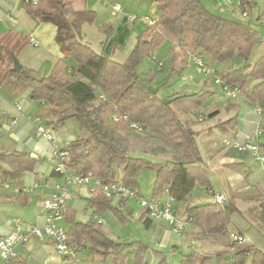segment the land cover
<instances>
[{"label": "trees", "instance_id": "1", "mask_svg": "<svg viewBox=\"0 0 264 264\" xmlns=\"http://www.w3.org/2000/svg\"><path fill=\"white\" fill-rule=\"evenodd\" d=\"M145 1L154 4L157 14L155 21L136 35L128 55L118 61L82 41V24L90 21L92 16L79 14L75 18H68L65 11L70 7L69 0H23L22 7L27 15L55 26V41L63 56L55 60L48 74L42 76L24 68L12 72L13 57L31 38L16 30H6L0 34V84L13 78L28 87L32 100L45 106L48 119L41 124L46 129L56 131L67 120L74 119L78 127L86 131V136L77 137L63 147L68 151L66 166L72 172H90L104 183L119 182L138 190V171L141 168L154 169L151 199L161 200L165 194L173 197V212L186 224L195 227L196 235L230 236L233 245L239 244L232 236L240 232L230 234L227 227L231 214L235 213L233 207L224 205V200L216 202L215 194L211 202L202 204H197L191 198L195 186L205 188L210 194L213 192L209 170L195 142L198 132L191 127L193 120L192 123L188 119L182 120L180 115L201 117L196 110L211 93L206 90L180 92L164 100L149 88V81L155 79L153 72L149 70L150 78L146 81L143 78L146 74H140L137 66L141 60L150 58L165 40L170 41L171 46L164 58L168 65L164 80L181 75L188 66L185 55H202L209 64L240 58L245 63L243 67L230 65L215 70V74L223 83L238 86L246 101L255 109L262 110L264 122V54L253 65H248L259 39L255 25L262 24L211 13L199 0ZM253 6L254 0H239L242 13L249 14ZM102 29L108 35L112 34L111 25L102 26ZM159 62L155 60L156 68L162 71L164 63L161 62L158 67ZM249 80L254 83L250 85ZM107 110L117 119L105 121L103 113ZM217 113L218 110H213L204 115L212 118ZM130 123L139 125L141 130L134 131ZM237 125L235 114L217 122L209 131L216 129L224 136L232 135L235 138ZM131 139L147 143L152 152L168 148L178 159L153 162L131 155L128 153ZM261 148H264V144H261ZM240 153L242 157L248 156L247 152ZM243 164L230 163L227 168L236 170L244 168ZM35 165L36 160L29 152L0 151V181L8 179L14 184L19 183L24 173L35 170ZM110 201L102 192H97L95 197L88 200V205L101 210L109 209L121 223H125L126 216L131 214L129 209V212H124L126 203L118 201L111 206ZM142 218L144 225L149 226L151 220L145 217L143 211ZM68 234L76 252L82 242L87 241L94 256L106 258L112 255L113 264H118L126 255H132L131 249L136 247L138 250L133 255V264H147L144 254L147 247L144 244L140 241L114 242L94 223L72 222ZM240 235L245 238L244 234ZM262 240L264 246V236ZM139 244L142 246L138 248ZM161 253L155 251V257L160 256L157 264H166ZM250 253L248 257L246 249L238 248L232 255L218 253L197 262V256L192 252L183 261L185 264H264V249L255 248Z\"/></svg>", "mask_w": 264, "mask_h": 264}, {"label": "rangeland", "instance_id": "2", "mask_svg": "<svg viewBox=\"0 0 264 264\" xmlns=\"http://www.w3.org/2000/svg\"><path fill=\"white\" fill-rule=\"evenodd\" d=\"M83 1H86V10H90L92 8L98 14V17L95 20H93L90 24H85V26L83 27V42L87 43L93 49L100 53L103 52L107 42H111L112 45L110 44L106 49V51L108 52L107 55L109 57L113 55V58L119 61L123 60L128 55L129 51L132 49L135 43L136 35L148 25L145 16L149 18L153 17L150 13L151 11L148 6L149 4H147V1L145 0H116V4L121 7V10L119 11L113 9L111 4L115 3L114 1L109 2L108 0H104V4L102 3L103 0ZM255 2L256 3L254 4V6L250 9L251 23L255 22L257 12L262 13V6L264 5V0H255ZM209 7L211 8V13L215 14L221 11V8H219V6L216 7L215 5H209ZM146 13L148 15H144ZM122 14H124L127 21L126 23L128 30L126 32L123 31L124 24L120 22L121 19L118 17ZM230 15L231 12H226V10L223 13H220V16L225 18H232L230 17ZM126 16L129 17L127 18ZM242 20L248 22L249 17H242ZM105 25L115 26L112 34L108 35L107 31L102 29V26L105 27ZM255 27L258 30L259 39L251 52L250 58L248 60V65H253L254 62L264 54V25H255ZM113 36H117V39H113ZM123 36L125 37L123 38ZM115 42L119 43L120 45H116ZM170 45L171 42L165 40L157 49L154 50L150 58L141 60V62L137 66V71L140 74H146L145 77H143L146 81H149L150 78L149 70L153 72V74L155 75V79L152 82L149 81V88L155 90L157 94L164 100H166L172 94L180 92L195 93L206 90L211 93L205 98V100H203L202 106L196 110V113H199L198 115H200L202 118L200 121L198 120V116H195L196 118H194L191 115H180V118L182 120L188 119L191 123L193 120L191 127L198 132L195 137V142L199 149L203 163H205L209 170L210 183L215 189L219 190V176H222V174H228L231 178L240 174V177L236 179V182H232L234 188H231L230 186L229 190L223 192L224 195L221 193H216L213 190V194H210V192H207L205 188L200 186L194 187L192 195L196 197L197 195H199L203 197L201 199H210L214 194L223 195L224 205L233 207V210L235 211V213L231 214V220L227 225L229 233H237L238 231L240 232V234H244L246 241L240 242L241 244L239 243L233 245L230 240V236L222 238L203 237L196 235V231L192 236L197 237V240L199 241L196 242V240H194V242H192L189 239H185V236L187 234L186 232L190 227V225H185L180 234H169L168 245L162 244L161 246H158L153 239L155 237V234L160 232V229H157V227L155 226L156 224L145 226L144 223L137 217H133L131 219L128 215L126 216L128 222L126 221L125 223H120L117 218L109 213L115 220V224H117V226L119 227V233L123 237L121 238L122 241L120 240L121 242H119V240L116 241H118L117 243L122 244L140 241L147 247L144 250L145 260L147 259V264H157L160 256L159 258L155 257L156 250L162 252V258L165 259L166 264H185L183 260L186 259L185 257L187 254H191L192 252L196 254V260L197 262H199L205 256L214 257L218 253L232 255L234 251L238 250V248L246 249L249 252L248 257H250V252H252L255 248L264 249L262 240V236H264V174L262 173L258 162L249 154L248 156L244 157L243 161L247 171L251 170V177L246 178L245 175H248H244L246 171H242L243 173H238L240 172L238 170V172L222 170L219 165V157H221L220 155L222 154L221 151L225 148H231L229 146H225L223 144V140H228L231 143H234L238 140V138H234V136L232 135L224 136L217 130H214V132L212 133L207 132L209 126H212L213 124H216L219 121H223L231 116H234L235 114H237L238 122L240 125L239 129H249L251 126V118L254 119V127V125H256L258 122L255 121L256 118H258L255 112V108L252 104L246 101L243 91L235 98H225L222 95L220 85L214 83V76L204 74V72L195 67L192 63L184 71H182L181 75L164 80L163 78L166 77L168 66L164 58L166 57ZM115 46H117L118 48L116 49L115 54H113L112 52ZM30 52V50H27L26 54L28 55ZM38 54L39 55H36L32 58V61L37 65V75L42 76L49 72L52 62L43 61L44 59L42 60L43 56H46L45 50L42 52H38ZM102 54L104 55L105 53ZM23 56L24 54L22 53V59ZM190 59L191 58H189L188 60L190 61ZM155 60H160L162 63H164L162 71L156 68ZM244 64V61L238 58L234 61L227 60L224 62H214L211 65L215 70H220L227 68L230 65H233L234 67H243ZM253 83V80H249L250 85H252ZM2 84H4V87H2V92L12 98L15 97L12 102L9 103L11 107L7 116H18L20 108L26 107L30 101H33L30 92L28 93L29 88L17 83L13 78H9ZM19 88H22V90L18 93ZM33 103L35 102L33 101ZM234 106L237 107V109H234ZM32 107L33 110L30 112L31 116H34L32 121L34 120L36 115H38L39 117L38 124L47 121L48 115L45 111V106L41 105L40 102H36L32 105ZM214 108L219 109V113L215 117L208 118L207 115H204ZM111 115L112 114L110 110L104 112L103 117L105 121L108 122L109 120H111ZM16 119L14 118L15 124L11 126H4L2 129L0 144L6 150H10L15 146V141L18 137L17 126L19 125V123ZM51 133L54 136L53 143L48 141L51 146L52 144L65 145L67 142L77 137L79 138L82 136H86V131L80 129L74 119L67 120L58 130H51ZM38 140L40 141V139ZM151 149L152 148L147 143H144L139 139H131L128 145L129 154L145 157L153 162H161L166 159H178V156L168 148L163 149L162 151L157 150V152H152ZM154 176L155 170L151 168H141L138 171L136 188L138 189L139 193L146 198H152L151 187L153 184ZM134 211L139 213L140 208L136 206ZM58 222L59 220L56 223L58 224ZM108 223H110L109 219ZM108 223L105 222L102 227L108 226ZM249 224L251 225V228H249ZM62 227H64V225ZM192 236L191 238H194ZM172 242L174 246H172ZM141 246L142 245L139 244L138 248ZM137 250L138 249L136 247H133V249H131L132 255H126V258L123 259V261L121 260V262H119L118 264H133V255ZM229 251L230 253H228ZM151 258H153L152 261H150ZM109 262L110 261H107V263Z\"/></svg>", "mask_w": 264, "mask_h": 264}, {"label": "crops", "instance_id": "3", "mask_svg": "<svg viewBox=\"0 0 264 264\" xmlns=\"http://www.w3.org/2000/svg\"><path fill=\"white\" fill-rule=\"evenodd\" d=\"M69 1H70V7L65 11V15L68 18H75L79 14H86V15L90 14L92 16V19L90 21H86L85 23L82 24L81 27V38H82L83 27L85 26V24H90L93 20H95L98 17V14L92 8L90 10L85 9L86 1L83 0H69ZM113 1L116 3V0ZM199 1L209 11L211 9L209 5L210 6L215 5L216 7L219 6V8H221L220 9L221 11L219 13H215L217 15H220V13H223L226 10V12L227 11L231 12L230 17H232V19L243 21L242 17L245 18L249 17V21H251V11L249 12L248 15L246 14L245 16H243L242 12L239 10V0H199ZM103 2L104 0L102 1V3ZM22 3L23 0H0V34L6 30H16L29 36L31 39L35 41V44L31 45L28 42L27 45H25L17 52L15 56L16 59H18L19 63L22 65V68L32 70L37 74V70H36L37 65L32 61V58L36 55H39L38 52H42L45 50L46 56H43L42 60L44 59L43 61L52 62L51 66L49 65L51 70L55 60L63 56L62 52L59 49L58 43L55 41V32H56L55 26L49 22L38 21L27 15L22 7ZM255 3L256 2L254 0V4ZM147 4H149L148 6L150 8L151 15L156 18L157 14L154 4L150 1H147ZM261 12L262 13L257 12L255 22L257 24L264 25V5L262 6ZM144 15H148V14L146 13ZM118 17L121 19L120 22L124 24L123 31L126 32L128 29L126 23L127 21L124 14L119 15ZM126 17L128 18L129 16ZM111 26H113V30H114L115 26L114 25ZM124 37L125 36H123V38ZM113 39H117V36H113ZM119 43L115 42L116 45ZM110 44L111 42L109 43L108 41L107 44L105 45L104 50L102 52L105 53L104 55L108 54L106 49L107 47H109ZM117 48H118L117 46L114 47L112 52L113 54H115ZM27 50L31 51L28 55L26 54ZM22 53L24 54L23 59L21 58ZM111 57L113 58V55ZM189 58H191L190 61L188 60ZM185 59L188 62V66L191 63L194 65L192 61V57L190 55H185ZM2 87H4V84H0V136L3 127L11 126L10 121L13 120L14 118L15 119L17 118L16 120L19 123V125L17 126L18 137L15 141V146L10 150H6L0 144V151H26L29 152L30 155L33 154V156L31 157L35 158L36 160L35 170L32 172L24 173L19 183L14 184L15 183L14 181H10V180L9 181L13 182L12 184L14 185H21V186L22 185L30 186L34 183H38L39 185L37 188H35L33 191L29 193H20V194H15L11 189L3 188L0 185V238L5 236L9 231L12 230L13 228L12 220L16 217L20 219L21 224H23V226L25 227L43 226L45 221V214H46L44 208V201L47 200L50 194L53 192V187H52L53 183L59 180V178L52 171L53 162H52L51 152H52L53 144L51 146L47 140L40 137H36L34 134L35 123L34 120L32 121L34 116H31L30 112L33 110L32 105L35 104L36 102L34 101L35 103H33V101H30L26 107L20 108L19 110L20 112H18L19 113L18 116H14V115H12V117L7 116L11 107L9 103L12 102V100L15 97L12 98L9 95L3 93ZM21 90L22 88H19L18 93L19 91L21 92ZM29 92L30 89L28 90V93ZM41 105L44 106L43 103H41ZM234 109H236L235 106ZM213 110H218L219 113V109L216 108L210 110V112ZM35 118H39L38 115H36ZM255 121H258V118H256ZM250 122H251V126L247 130L239 129L240 125L238 122L235 131V138H238L237 141H242L245 138L253 137L252 135L256 125H254L253 127L254 124L253 118L250 119ZM214 125L215 124H213L212 126ZM212 126L208 127L207 133H212L214 132V130H216L214 129L213 131H209V128H211ZM38 139H40L41 142ZM261 140H262L261 144H264V135L262 136ZM41 143L44 145V147ZM66 144L57 145V146L64 147L66 146ZM262 150L264 151V148ZM221 153H222L220 155L221 157H219L220 158L219 165L222 168V170H228L232 172L240 171L238 173H241L242 171L243 172L246 171V173H244V175L248 174L245 175L246 178L251 177V170L247 171L244 164H243L244 168H240L236 170L227 168V165L230 163H244L243 161L244 157H242V153L237 152L232 148H225L221 151ZM238 177H240V174L236 175L233 178H231L228 174H222V176L221 175L219 176V183H220L219 190L215 189L213 186H212V190L216 193H221L224 195L223 192L229 190L230 186L231 188H234L232 182H236V179ZM68 191H69V198L67 199V211L65 213V216L61 220H59L57 224L58 226H60L61 228H63L68 232L72 222L73 223L91 222L94 223L96 226L98 225L99 228L102 230V232L112 241L114 242H118L116 240H119V242L122 241L121 238L123 237L119 233V227L117 226V224H115L114 222L115 220L109 214V213L112 214V212L109 211V209L101 210L88 205V200L91 197H95L96 193L94 195H89L87 186H71L69 187ZM166 197H167L166 194L162 196L163 199ZM191 198L194 201L196 200L195 202L197 204H202L212 201L211 198L201 199L203 197L199 195H197V197L192 195ZM117 203L118 201H112V200L110 201L111 206H115ZM125 203L127 207H125L126 209H124V212L126 213L129 211L131 212V214L128 215L129 218L132 219L133 217H137L139 220L143 222L144 218L141 219L142 210L140 209L139 213L134 211L135 207L138 206L137 203L133 200L126 201ZM108 219L110 220V223H108ZM105 222L108 223V226L102 227V225H104ZM154 224H156L155 226L157 227V229H160L159 233L156 234L154 233L155 237L153 239L155 243L158 246H161L162 244L168 245L169 243L168 238L171 232L167 224L163 221L154 222L153 220H151L149 226ZM63 225L64 227H62ZM195 232H196V228L190 225L189 230L186 232L187 234L185 236V239H189L192 242H194V240H196V242L199 241L197 240V237L192 236L195 234ZM191 236L194 238H191ZM171 244L172 246H174L173 242ZM228 253H230V251ZM152 259L153 258H151L150 261H152ZM107 261L110 262L107 263ZM111 261H112V255H107L106 258L104 257L100 258L94 256L88 248L87 241L82 242L81 246L77 250L76 261L65 259L57 254V252L53 247L52 242L46 237L43 238L31 237L28 242L17 245L15 248V256L12 259H10L8 262H2L0 258V264H102V263L113 264V262Z\"/></svg>", "mask_w": 264, "mask_h": 264}, {"label": "built area", "instance_id": "4", "mask_svg": "<svg viewBox=\"0 0 264 264\" xmlns=\"http://www.w3.org/2000/svg\"><path fill=\"white\" fill-rule=\"evenodd\" d=\"M116 11L121 10V7L116 4H111ZM246 15L245 12L242 13ZM148 25L153 24L155 17L149 18L145 16ZM31 45L35 44L33 39L29 40ZM194 65L199 68L206 75L214 76V83L220 85L222 95L225 98H235L240 94V88L236 85L225 84L215 74V69L209 64L202 55H190ZM158 67L161 66L159 62ZM258 116V122L255 126L253 137L245 138L242 141H235L231 143L228 140H223L225 146L236 149L240 152H247L259 164L262 173L264 174V151L261 148V138L264 135L263 112L261 109H255ZM115 115L112 120H116ZM202 118L199 117L200 121ZM39 118L34 119L35 134L45 140L53 143L54 136L51 130L46 129L42 124H38ZM37 123V124H36ZM15 124V120L10 121V125ZM130 128L138 132L141 130L139 125L130 123ZM254 138V139H253ZM52 171L59 178L53 183V192L49 198L44 201V208L46 211L44 225L37 226H23L19 218H14L13 228L5 236L0 238V258L2 262H8L15 256V248L19 244H24L30 240L31 237L48 238L58 255L65 259L77 260V252L68 232L57 225V221L61 220L67 211V199L69 198V187L71 186H87L88 194L94 195L97 192H102L103 195L112 201H129L133 200L137 203L139 208L145 213L146 218L153 221H163L167 224L171 233L180 234L184 229L186 223L182 218H179L174 212V199L168 196L165 199L153 200L141 195L138 190L125 186L119 182L104 183L99 178L93 176L90 172L75 173L67 166L68 151L63 147L55 144L52 146ZM3 188H10L15 194L29 193L38 187V183L30 186L14 185L10 181H0ZM216 202L224 200L223 195L216 194L214 196ZM232 239L236 242H243L245 238L240 234H234Z\"/></svg>", "mask_w": 264, "mask_h": 264}, {"label": "water", "instance_id": "5", "mask_svg": "<svg viewBox=\"0 0 264 264\" xmlns=\"http://www.w3.org/2000/svg\"><path fill=\"white\" fill-rule=\"evenodd\" d=\"M21 69H22V65L17 61L16 57L14 56L13 57V66L11 68V71L12 72H19ZM31 156H33V154Z\"/></svg>", "mask_w": 264, "mask_h": 264}]
</instances>
